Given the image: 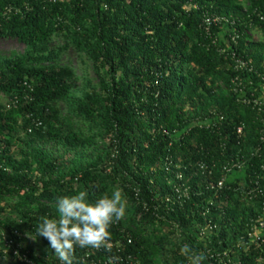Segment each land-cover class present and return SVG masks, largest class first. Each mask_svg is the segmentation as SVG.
Listing matches in <instances>:
<instances>
[{
	"label": "trees",
	"instance_id": "trees-1",
	"mask_svg": "<svg viewBox=\"0 0 264 264\" xmlns=\"http://www.w3.org/2000/svg\"><path fill=\"white\" fill-rule=\"evenodd\" d=\"M216 15L229 23L208 35ZM0 42L21 48L0 50L1 260L60 264L35 239L40 217L60 196L118 188L125 218L74 264H187L184 243L204 264H264V112L242 104L264 98V0H0ZM71 56L93 83L76 87ZM45 143L96 152L71 163Z\"/></svg>",
	"mask_w": 264,
	"mask_h": 264
},
{
	"label": "clouds",
	"instance_id": "clouds-1",
	"mask_svg": "<svg viewBox=\"0 0 264 264\" xmlns=\"http://www.w3.org/2000/svg\"><path fill=\"white\" fill-rule=\"evenodd\" d=\"M126 208L127 202L118 188L95 199L90 198L87 190L60 196L55 201V215L40 217L35 239L44 238L60 264H74L76 248L106 246L110 227L125 218ZM178 252L187 264H204L206 260L202 252L188 243L182 244Z\"/></svg>",
	"mask_w": 264,
	"mask_h": 264
},
{
	"label": "rangeland",
	"instance_id": "rangeland-1",
	"mask_svg": "<svg viewBox=\"0 0 264 264\" xmlns=\"http://www.w3.org/2000/svg\"><path fill=\"white\" fill-rule=\"evenodd\" d=\"M259 37L260 36H258L257 34H254V38L256 40H258ZM10 49L20 50L21 48L15 46V44L13 43L0 42V50L7 51ZM70 63L75 70L76 87L81 89L84 88L85 79L89 80L91 83L95 81V78L90 72V69L86 68L84 64L81 65L79 60L76 59L75 56L70 57ZM0 105H3L4 107L7 108L9 106V102L0 96ZM60 110L61 112L64 113L66 111V107L60 105ZM19 136L23 138V133H19ZM43 148H45L46 151L51 153L55 158H58L59 160L62 161H69L71 163L77 161V159L90 160L94 156V153L96 152V149H93L91 147L70 150L67 146L56 143H45V146ZM22 247H30L35 251L36 254L40 253V244L37 241H34L32 238H26L25 242L22 243ZM0 264H15V263H11L9 261H4L0 259Z\"/></svg>",
	"mask_w": 264,
	"mask_h": 264
},
{
	"label": "built area",
	"instance_id": "built-area-1",
	"mask_svg": "<svg viewBox=\"0 0 264 264\" xmlns=\"http://www.w3.org/2000/svg\"><path fill=\"white\" fill-rule=\"evenodd\" d=\"M12 12L17 13L18 9H12L11 7L7 6L3 10V14L9 15ZM259 19L262 21L263 17H259ZM228 23H229V18L219 17L216 15V16H212V17H205L203 19V22H202V27H203L204 31L208 35H210L212 28H218L219 30H223L224 27ZM229 38H230V41L232 43H235V39L237 41V35H236V37H235V35H232ZM253 40H256V39L253 37ZM233 57H234V55H233ZM234 63L236 65L237 70L254 72V67L252 65V61L251 60L246 61L244 59V57H242L240 55L236 54V57H234ZM256 74H257V77L264 80V70L262 72L256 73ZM242 104H243V106H250L251 108L257 109L258 111L264 112V98L263 97L258 98V97H254L253 95H250V99H243ZM240 131L241 130L239 129L237 132L240 133ZM176 178L179 181L178 184L174 187V194H176V200L180 201L181 199H188L186 188H184L183 185H181V183H180V181H181L180 175L178 174ZM220 185H221V183L218 184V186H220ZM263 230H264V218L259 220L258 225H257L256 234L260 233ZM6 245H8V243H6ZM14 255H16L18 260L20 262H22L23 264H35L27 256L18 255L17 251H14ZM109 260L110 259L107 260V263H109ZM111 261H112V259H111Z\"/></svg>",
	"mask_w": 264,
	"mask_h": 264
}]
</instances>
